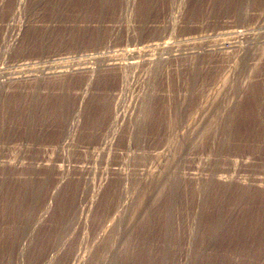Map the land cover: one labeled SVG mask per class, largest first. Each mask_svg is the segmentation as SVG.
I'll use <instances>...</instances> for the list:
<instances>
[{
    "label": "rangeland",
    "instance_id": "374dc122",
    "mask_svg": "<svg viewBox=\"0 0 264 264\" xmlns=\"http://www.w3.org/2000/svg\"><path fill=\"white\" fill-rule=\"evenodd\" d=\"M90 1L81 0L75 5L74 3L64 4L62 6L64 9L59 7L56 14L50 12V15L44 5L35 2V0H0V86L4 85L7 88L3 95L8 98L16 93H26L27 90V92L30 91L29 94L34 92L38 95V100L42 99L41 101L44 102L40 106L32 107L30 113L32 118L28 117L30 123L26 121L28 125L26 122L19 123L10 120L4 109L5 101L0 103L2 112H0V124L7 123L5 129L8 132L0 131V165H6V163L11 166L15 165L14 168L12 167L15 169L11 179L10 187H12L9 191H4V195L7 194L5 197L8 206L7 204H5L6 206L0 205V209H3L0 220L4 218L2 220L4 222L1 221V223L8 224V227L6 224L4 225V231H6L4 234L9 235L6 236V239L4 235L0 243L2 259L10 258L9 262L4 259L3 264H40L42 255H37L40 245L43 239L44 241L48 240V235L51 234L52 228H55L61 218V211L66 205V211L73 207L75 209L77 206L78 212H81L79 213V223L74 225L72 229L74 233H71L69 240L72 249L74 246V250H79L84 256L81 264H91V257L103 250L107 243L104 241L105 237L111 232V236L114 237L112 239L115 240L116 245L118 244L117 247L123 244V238L127 236L125 234L129 231L128 229L134 228L133 226H135L134 230L138 232H136L138 236L141 234L143 237L144 229L141 228H143L142 224L144 226L146 218H142L141 210L136 211L134 219L129 222L125 220L119 224L118 217L125 215L124 217L129 219L134 213L133 206L139 200L137 197H139L141 189L147 188L149 185L146 183H149L148 181L151 179L150 174L159 175L169 167H176L180 171L174 168L179 173L181 185L179 184L178 189H175V201L171 207L172 210L175 209V216L172 217V221H174L171 224L173 228L170 227L165 235H161L158 231L162 228L163 219L161 217L155 219L160 224L154 223L160 227L155 224L154 227L157 228L155 230L159 229L157 231L159 235L152 234L153 238L151 237L156 246L152 251L155 253L153 254L154 258L158 257L156 259L159 260L160 256L163 258L167 254L164 257L168 256L169 261L166 258L167 261L165 260L164 264H235L238 261L237 264H245L246 261L250 262L248 264H264V250H260L255 244L258 241L256 239L262 238L264 235L260 234L264 231L261 230L262 226H258L261 232H257L259 233L257 234L252 228L250 220L247 221L249 222L247 225V222L242 221L250 219L253 215H258L260 212L257 210L259 208L261 210L262 203H264V197L261 198L262 196L258 195L260 191L264 190V147H262L264 140L259 141L253 136H247V139L246 137H233L232 144L229 143L224 147L219 145L226 129L225 122L234 115H232L233 108L237 104L239 106V104L249 103L252 100L249 89L254 85L259 86L258 92H256L258 97L260 96V102L257 101V105L260 114L263 113L262 124L254 126L255 123L253 124L251 120L247 122L241 120L240 111H236L240 117L238 119L235 114L236 116L233 117L237 121L229 125V128L233 129L231 131L239 127L250 128L249 130L253 131L260 127L264 133V106H261V104L264 105V0H202L199 5H196L199 0H158L156 1L157 5L155 4L153 8L143 9L145 13L141 11L142 2L145 3V0H104L103 11L95 7L99 0ZM73 5L74 8H72ZM95 10L99 11L98 14ZM53 17H56V20ZM35 23L37 26L45 25L52 26V28L56 26L54 27L55 31H57L56 29L60 31V28L70 30L75 27L78 29L77 27L80 26L79 31L85 34H78V31L73 36L79 42H75L76 40H72L71 36L60 33V36L63 35L60 37L59 33H53L47 37L48 39L45 38L48 41H44L42 49H33L32 52L30 51L31 53L20 50L24 45L22 41L27 40L28 36L26 35L30 34V28H33ZM95 29L96 31H94ZM233 30L241 31V33H235ZM162 45H167V47ZM14 47L15 49H13ZM20 51L22 52L20 53ZM110 60L111 62H109ZM133 61L136 62L133 64ZM109 63L117 64L109 65ZM81 66H84L85 69ZM57 71L59 72L57 73ZM14 75L17 76L15 79ZM32 88L35 89L33 92ZM147 102H152L154 107L160 105L157 108L158 110L161 108L159 112L162 116L164 114L157 127L151 126L152 123L150 124L151 121L146 116V110L149 111ZM20 110L24 111V107H20ZM175 110H177V114ZM7 117L9 121H7ZM143 119L146 122L148 120L149 125L148 122L145 125L146 127L148 125L147 128L150 132L147 131L142 135L139 130L141 126L145 127L141 124ZM27 129H31V132L36 130L35 133H30V131L26 132ZM38 129L40 133H37ZM66 132H69V136L67 135L69 138H67ZM25 134L27 138H25ZM30 134L31 136H29ZM146 134H148L147 137H145ZM44 175L48 177L46 178ZM146 175L148 177L145 179ZM34 176L35 179L41 181L40 189H37L38 192L37 190L35 192L28 191L31 193L30 195L28 192L21 191L22 184L20 183L25 180H34ZM42 177L44 178L42 179ZM14 178H17L16 183ZM213 179L216 184L212 183ZM20 180L21 182H19ZM115 180L118 185L119 180L121 181L118 186V190H120L118 199L119 197L120 200L123 199L122 204L125 202L123 205L125 211L115 215L114 218L117 220L114 221L115 223L113 222L114 224L110 225L107 222L109 229L107 228V233H103L105 236L102 234L101 236L96 216L101 210L102 200L106 191L109 190L108 186L111 187L116 182ZM208 180L217 190L221 184H224L222 186L225 188V193H223L225 196L222 197L224 200L218 206V210L210 204L214 197H211L213 187L209 189L210 186L208 191L204 190L203 184H206ZM244 186L252 187L251 191L255 188L250 192L252 195L241 193L243 197L237 196L236 194L246 189ZM226 189H228L227 193ZM153 192L154 187L150 192L148 190L147 194L150 196ZM35 193H38V196ZM13 194L18 197L16 198ZM68 194L71 195L68 196ZM208 196L210 201H208ZM260 198L263 199V202ZM257 199L258 201H256ZM147 203L151 202L147 201ZM22 205L23 207H21ZM205 206L207 207L205 208ZM210 207L216 210L214 209L213 212ZM29 209L32 211L30 212ZM224 209H228L227 212L232 213L227 215ZM216 211L220 212L221 215H218L222 216L224 221L221 222L225 225H222L224 227L220 226L223 230H218L215 237L212 232L208 235L211 229L210 227L208 229L207 225L213 219ZM242 213H244L243 216H241ZM245 213H249V215ZM18 217L21 220H18ZM233 218L234 221L231 222ZM117 222L119 227L117 225L115 228ZM234 223L243 227L242 230L239 228L240 231L238 230L237 233L231 232L230 229L235 225ZM249 224L251 226H248ZM206 228L210 231L208 232ZM246 230L247 236L242 235ZM238 232H240V236ZM137 234L134 233L132 238H129V241L133 243L127 240L123 245L124 249L130 246L138 247L139 244H136L143 242L142 237L136 236ZM233 235L237 237L233 238ZM238 236L240 239H244L250 253L248 251L246 255L239 253L240 239ZM246 237L248 240L245 239ZM171 242H174L175 245ZM198 249L199 252H196ZM200 249H202L201 252ZM258 251L260 252L259 256ZM156 254L159 255L156 256ZM139 255L141 254H137L136 258H140ZM195 255L199 257L197 258ZM190 257L194 260L191 261ZM195 258L197 259L195 260ZM240 258L242 262H245L242 263ZM140 259H138V264H140L139 262L144 264V260ZM58 260L59 258L54 260V264ZM135 263L137 264V262ZM158 263L156 262V264ZM126 264L132 263L126 262Z\"/></svg>",
    "mask_w": 264,
    "mask_h": 264
},
{
    "label": "bare ground",
    "instance_id": "6f19581e",
    "mask_svg": "<svg viewBox=\"0 0 264 264\" xmlns=\"http://www.w3.org/2000/svg\"><path fill=\"white\" fill-rule=\"evenodd\" d=\"M88 1H90V0H88ZM92 1V0H91ZM90 1V2H91ZM96 1V0H95ZM144 1V0H143ZM156 1H158V0H145V3H143L142 2V5H143V8H142V6H141V8H142V10H141V8H140V10L141 11H144L143 9H149V8H153L154 7V5L156 4ZM200 1H202V0H199L198 2H197V4L196 5H199V3H200ZM2 2V1H1ZM35 2H37V3H42L43 5H44V8H45V10L46 11H48L49 13L51 12L52 14H56V12L58 11V8L60 7V8H62V9H64L62 6L64 5V4H68V3H74V5H75V3H77V2H81V0H35ZM82 2H84V1H82ZM86 2V1H85ZM84 2V3H85ZM113 2V1H112ZM211 2V1H210ZM222 2V1H221ZM96 3V2H95ZM104 3V0H99V3L98 4H96L95 5V7H97V8H99V9H101L102 10V7H103V4ZM232 3H233V1H232ZM79 4V3H78ZM115 4V3H114ZM160 4V3H159ZM220 4V3H219ZM227 4H229V3H227ZM235 4V3H234ZM74 5L72 6V8H74ZM80 5V4H79ZM82 5V4H81ZM88 5H93V4H88ZM117 5V4H116ZM157 5V4H156ZM236 5V4H235ZM240 5V4H239ZM243 5V4H242ZM42 6V5H41ZM69 6H70V4H69ZM159 6V5H158ZM71 7V6H70ZM80 7V6H79ZM83 7V6H82ZM112 7V6H111ZM164 7V6H163ZM197 7V6H196ZM200 7V6H199ZM17 8H18V6H17ZM20 8V7H19ZM35 8V7H34ZM38 8V7H37ZM41 8V7H40ZM43 8V7H42ZM86 8V7H85ZM90 8V7H89ZM113 8V7H112ZM156 8V7H155ZM154 8V9H155ZM213 8V7H212ZM218 8V7H217ZM227 8V7H226ZM237 8H239V7H237ZM67 9H68V7H67ZM91 9V8H90ZM89 9V10H90ZM201 9V8H200ZM33 10H35V9H33ZM37 10V9H36ZM35 10V11H36ZM44 10V9H43ZM44 10V12H46ZM66 10V9H65ZM82 10V9H81ZM85 10H87V9H85ZM111 10V9H110ZM139 10V9H138ZM157 10V9H156ZM16 11V10H15ZM39 11V10H38ZM61 11V10H60ZM78 11V10H77ZM88 11V10H87ZM96 11V10H95ZM94 11V12H95ZM103 11V10H102ZM155 11V10H154ZM163 11V10H162ZM230 11V10H229ZM86 12V11H85ZM97 12V11H96ZM96 12H95V15H96ZM99 12V11H98ZM98 12H97V14H98ZM113 12V11H112ZM148 12V11H147ZM149 12H150V10H149ZM152 12H153V10H152ZM43 13V12H42ZM51 13H50V15H51ZM58 13H60V12H58ZM62 13V12H61ZM60 13V14H61ZM89 13H91V12H89ZM114 13V12H113ZM144 13H145V11H144ZM144 13H142V14H144ZM173 13V12H172ZM198 13V12H197ZM48 14V13H47ZM87 14V13H86ZM44 15V14H43ZM40 16V15H39ZM57 16H59V15H57ZM66 16V15H65ZM97 16V15H96ZM140 16H141V14H140ZM145 16V15H144ZM10 17V16H9ZM33 17H34V15H33ZM46 17H47V15H46ZM46 17H44V18H46ZM49 17V16H48ZM51 17V16H50ZM63 17V16H62ZM151 17V16H150ZM198 17V16H197ZM54 18V17H53ZM56 18V17H55ZM54 18V19H55ZM59 18H61V17H59ZM69 18V17H68ZM120 18V17H119ZM141 18V17H140ZM174 18V17H173ZM47 19V18H46ZM51 19H52V17H51ZM53 19V20H54ZM63 19V18H62ZM61 19V20H62ZM170 19V18H169ZM12 20V19H11ZM38 20V19H37ZM56 20V19H55ZM54 20V21H55ZM71 20V19H70ZM73 20V19H72ZM93 20V19H92ZM46 21H48V20H46ZM52 21V20H51ZM60 21V20H59ZM58 21V22H59ZM85 21V20H84ZM147 21V20H146ZM169 21V20H168ZM61 22V21H60ZM173 22V21H172ZM176 22V21H175ZM48 23V22H47ZM56 23V22H55ZM65 23V22H64ZM174 23V22H173ZM145 24V23H144ZM15 25V24H14ZM64 25V24H63ZM66 25V24H65ZM33 26V25H32ZM51 26V25H50ZM114 26V25H113ZM18 27V26H17ZM54 27H56V26H54ZM54 27L52 28V26L51 27H49V26H37L36 25V23L34 24V27L32 28H30L31 30L29 31L30 32V36L29 35H26V36H28V38H26L27 40L24 42V40L22 41L23 43H24V45H22L21 47L22 48H20V50H23V51H28V53L31 51V50H33V49H39V48H41V47H44V41H46L48 38L47 37H50L51 35H53V33H59V35L58 36H60V33H63V35H68V36H71L70 38H72V40L74 39V36L73 35H76V33L79 31V29H80V26H78L77 28L78 29H76L74 26V28L72 29L71 27V31L68 29H61L60 28V31H58V29H56L57 31H55V29H54ZM61 27H62V25H61ZM66 28H67V26H66ZM88 28V27H87ZM87 28H84V29H87ZM14 30V29H13ZM81 30H83V29H81ZM98 30V29H97ZM83 31H85V30H83ZM94 31H96V29L94 30ZM103 31H105V30H103ZM150 31V30H149ZM101 32V31H100ZM233 32H235V33H241V31H238V30H233ZM80 33H82V32H78V34H80ZM84 33V32H83ZM82 33V34H83ZM87 33V32H86ZM92 33V32H91ZM90 33V34H91ZM81 34V35H82ZM85 34V33H84ZM95 34H96V32H95ZM98 34V33H97ZM63 35H61L60 37H62ZM91 35H93V34H91ZM67 36V37H68ZM78 36V35H77ZM83 36V35H82ZM104 36H105V32H104ZM55 37H56V35H55ZM65 37V36H64ZM87 37V36H86ZM91 37V36H90ZM93 37H94V35H93ZM96 37V36H95ZM101 37V36H100ZM45 38H47V39H45ZM69 38V37H68ZM83 38H84V36H83ZM92 38V37H91ZM91 38H90V40H91ZM55 39V38H54ZM61 40V39H60ZM71 40V41H72ZM76 40V41H75ZM78 39H74V41L75 42H79V41H77ZM81 40H82V38H81ZM87 40V39H86ZM103 40V39H102ZM6 41V40H5ZM48 41V40H47ZM58 41V40H57ZM97 41V40H96ZM18 42V41H17ZM59 42V41H58ZM74 42V43H75ZM3 43V42H2ZM5 43V42H4ZM8 43V42H7ZM11 43V42H10ZM73 43V42H72ZM73 43V44H74ZM82 43H83V41H82ZM97 43V42H96ZM164 43V42H163ZM163 43H161V44H163ZM53 44V43H52ZM56 44H58V43H56ZM62 44V43H61ZM72 44V45H73ZM166 44V43H165ZM222 44V43H221ZM3 45V44H2ZM7 45V44H6ZM49 45H50V41H49ZM71 45V46H72ZM8 46V45H7ZM59 46V45H58ZM162 46H166L167 47V45H162ZM198 46V45H197ZM64 47H66V46H64ZM68 47V46H67ZM191 47V46H190ZM211 47V46H210ZM46 48V47H45ZM177 48V47H176ZM182 48V47H181ZM193 48V47H192ZM205 48V47H204ZM212 48V47H211ZM236 48V47H235ZM13 49H15V47L13 48ZM42 49V48H41ZM56 49V48H55ZM201 49V48H200ZM208 49H209V47H208ZM208 49H206V50H208ZM194 50V49H193ZM197 50V49H196ZM205 50V49H204ZM205 50V51H206ZM195 51V50H194ZM22 51H20V53H21ZM32 52V51H31ZM30 52V53H31ZM38 52V51H37ZM47 52V51H46ZM190 52V51H189ZM192 52V51H191ZM196 52V51H195ZM27 53V52H26ZM173 53V52H172ZM23 54V53H22ZM134 54V53H133ZM203 54V53H202ZM90 55V54H89ZM88 55V56H89ZM193 55H194V53H193ZM94 56V55H93ZM92 56V57H93ZM202 56V55H201ZM206 56V55H205ZM95 57V56H94ZM97 57V56H96ZM210 57V56H209ZM100 58V57H99ZM166 58V57H165ZM86 59V58H85ZM115 59V58H114ZM52 60V59H51ZM109 60V59H108ZM105 61V60H104ZM109 62H111V60L109 61ZM116 62V61H115ZM136 61H133L132 63L134 64ZM28 63V62H27ZM27 63H25V64H27ZM103 63V62H102ZM121 63V62H120ZM131 63V64H132ZM24 64V63H23ZM107 64V63H106ZM115 65V64H117V63H109V65ZM103 65V64H102ZM104 65H105V63H104ZM122 65V64H121ZM81 67H83L84 68V66H81ZM107 67H108V65H107ZM111 67V66H110ZM113 67V66H112ZM79 68V70H80V67H78ZM103 68V67H102ZM54 69H56V68H54ZM64 69V68H63ZM82 69V68H81ZM85 69V68H84ZM83 69V70H84ZM29 70V69H28ZM86 70H89V68H86ZM32 71V70H31ZM54 71V70H53ZM264 71V70H263ZM45 72V71H44ZM59 71H57V73H58ZM62 72V71H61ZM60 72V73H61ZM81 72V71H80ZM53 73H55V72H53ZM65 73V72H64ZM199 73V72H198ZM15 74V73H14ZM27 74V73H26ZM30 74V73H29ZM74 74V73H73ZM78 74V73H77ZM91 74V73H90ZM5 75V74H4ZM8 75V74H7ZM42 75V74H41ZM15 76V75H14ZM29 76V75H28ZM31 76V75H30ZM258 76V75H257ZM5 77V76H4ZM7 77V76H6ZM11 77V76H10ZM17 76H15L14 77V79L16 78ZM87 77V76H86ZM30 78V77H29ZM12 79V78H11ZM112 79V78H111ZM18 80V79H17ZM32 80V79H31ZM92 80V79H91ZM200 80V79H199ZM207 80V79H206ZM9 81H11V80H9ZM16 81V80H15ZM189 82H191V81H189ZM4 83V82H3ZM7 83V82H6ZM259 83V82H258ZM5 84V83H4ZM23 84V83H22ZM195 84V83H194ZM2 85V84H1ZM250 85V84H249ZM13 86V85H12ZM16 86V85H15ZM17 86H19V85H17ZM28 86V85H27ZM40 86V85H39ZM43 86V85H42ZM92 86V85H91ZM30 87V86H29ZM35 87V86H34ZM86 87V86H85ZM104 87V86H103ZM187 87V86H186ZM259 86L258 85H254V86H251L250 87V89H249V91H250V93L249 94H251V99L252 100H250V102L249 103H242L241 105L239 104V106H238V104L233 108V113H232V115L235 117L237 114L236 113H238V112H236V111H240V113H239V115H241L242 116V118H240L241 120H244V121H248V120H251V122L254 124V126L256 125H259V124H262L261 122H262V119L261 118H263V117H261L262 116V114L263 113H261L260 114V109H259V111H258V105H257V101L258 102H260L259 101V99H260V96L258 97V91H257V88H258ZM61 88V87H60ZM7 88H6V86H4V85H2V86H0V103H2L3 101H5V106H4V109L6 110V113L8 114V117L10 118V120H13L14 122L15 121H18L19 123H24V122H26V121H28L29 123H30V119L28 118V117H30V113H31V111H32V109L33 108H35L37 105L38 106H40L41 105V103L43 102V101H41V100H38L39 99V97H38V95H36L33 91L35 90V89H33L32 90V92L33 93H31V94H29V92H27V90H26V93H20V94H15V95H13V96H11V97H8V98H6V95H3V94H5V92L7 91L6 90ZM37 89V88H36ZM113 89V88H112ZM187 89V88H186ZM260 89V88H259ZM6 90V91H5ZM15 90V89H14ZM23 90V89H22ZM120 90V89H119ZM262 90V89H261ZM9 91V90H8ZM16 91V90H15ZM21 91V90H20ZM38 91V90H37ZM86 91V90H85ZM257 91V92H256ZM14 92V91H13ZM18 92V91H17ZM246 92V91H245ZM261 92V91H260ZM263 93V92H262ZM38 94V93H37ZM257 94V95H256ZM82 95V94H81ZM38 97V98H37ZM248 97V96H247ZM82 98V97H81ZM109 98V97H108ZM183 98V97H182ZM44 99V98H43ZM67 99V98H66ZM184 99V98H183ZM248 99V98H247ZM150 100V99H149ZM148 100V101H149ZM151 100H152V97H151ZM156 100V99H155ZM160 100V99H159ZM172 100V99H171ZM247 101H249V100H247ZM47 102V101H46ZM169 102V101H168ZM262 102V101H261ZM44 103V102H43ZM147 103H149V102H147ZM184 103V102H183ZM22 104H23V106H22ZM158 104V103H157ZM259 104V103H258ZM264 104V103H263ZM1 105V104H0ZM2 105H4V104H2ZM36 105V106H35ZM59 105V104H58ZM180 105V104H179ZM34 106V107H33ZM157 106L158 105H155V107H154V104L152 105V102L151 103H149V111L148 110H146V113H147V118H149L150 119V124L152 123V125L151 126H156L157 127V125L159 126V124H160V122H161V120H162V117L164 116V114H163V116L161 115V113L159 112V110L161 109H159L158 110V108H159V106H158V108H157ZM260 106V105H259ZM261 106H264V105H262L261 104ZM20 107H24V111L22 110H20ZM33 107V108H32ZM51 107V106H50ZM55 107V106H54ZM38 108V107H37ZM55 108H57V107H55ZM83 108V107H82ZM165 108V107H164ZM1 109H3V107L1 106ZM114 109V108H113ZM116 109V108H115ZM147 109H148V107H147ZM177 109V108H176ZM262 109V108H261ZM36 110V109H35ZM43 110V109H42ZM110 110V109H109ZM231 110V109H230ZM38 111V110H37ZM81 111V110H80ZM105 111V110H104ZM148 111V112H147ZM176 111V114H177V110H175ZM1 112V111H0ZM3 112H4V110H3ZM39 112V111H38ZM47 112H48V109H47ZM166 112V111H165ZM263 112V111H262ZM2 113V112H1ZM36 113V112H35ZM145 113V114H146ZM164 113V112H163ZM4 114V113H3ZM2 114V115H3ZM34 114V113H33ZM179 114V113H178ZM236 114V115H235ZM5 115V114H4ZM3 115V116H4ZM36 115V114H35ZM38 115V114H37ZM6 116V115H5ZM92 116V115H91ZM96 116V115H95ZM116 116V115H115ZM231 117V119H229V121L227 120L225 123H226V129L224 130V132H223V136H222V138H221V141L219 142V145L221 146V147H224V146H226V145H229V143L230 144H232L231 143V140L233 139V137L234 138H239V137H242V138H244V137H246V139H247V136H253L254 138H258V140L259 141H262V140H264V133H263V130H261V128L260 127H258V128H256L255 130H249V129H246V128H243L242 129V127H239V128H237V129H234V131H231V130H233L232 128H229V125H232L233 123H235L237 120H235V118L234 117ZM8 117H7V121H9L8 120ZM34 117V116H33ZM43 117V116H42ZM174 117V116H173ZM237 117H238V115H237ZM240 117V116H239ZM239 117H238V119H239ZM4 118V117H3ZM30 118H32V116L30 117ZM45 118H46V116H45ZM44 118V119H45ZM76 118V117H75ZM100 118V117H99ZM146 117H145V119H147ZM1 119V118H0ZM6 119V118H5ZM43 119V120H44ZM101 119V118H100ZM145 119H143V122L141 123V124H143V125H145L147 122H148V120H147V122L145 121ZM4 120V119H3ZM32 120V119H31ZM41 120V119H40ZM106 120V119H105ZM111 120V119H110ZM6 121V122H7ZM12 121V122H13ZM22 121V122H21ZM42 121V120H41ZM66 121V120H65ZM75 121V120H74ZM101 121V120H100ZM107 121V120H106ZM171 121V120H170ZM11 122V123H12ZM28 122H26V125H28ZM40 122V121H39ZM92 122V121H91ZM176 122V121H175ZM174 122V123H175ZM189 122V121H188ZM243 122V121H242ZM4 123H5V121H4ZM113 123V122H112ZM14 124V123H13ZM31 124H32V121H31ZM37 124V123H36ZM111 124V123H110ZM163 124V123H162ZM161 124V125H162ZM239 124V123H238ZM241 124V123H240ZM7 125V123H5V125L4 124H0V131H6L7 129H5V126ZM21 125V124H20ZM74 125V124H73ZM88 125V124H87ZM92 125V124H91ZM139 125H140V123H139ZM148 125H149V122H148ZM148 125H147V127H148ZM235 125V124H234ZM233 125V126H234ZM8 126H9V124H8ZM18 126V125H17ZM39 126V125H38ZM94 126V125H93ZM141 126V125H140ZM250 126V125H249ZM253 126V127H254ZM263 126V125H262ZM30 127V126H29ZM32 127V126H31ZM36 127V126H35ZM146 127V125H145V127L144 126H141L140 127V134L142 133V135L143 134H145L147 131L148 132H150L148 129L149 128H147ZM21 128V127H20ZM20 128H18V129H20ZM22 128H23V126H22ZM26 129V128H25ZM24 129V130H25ZM153 129V128H152ZM263 129V128H262ZM9 130V129H8ZM12 130V129H11ZM31 129H27L26 130V132L27 131H30ZM36 130V129H35ZM34 130V131H35ZM151 130V129H150ZM154 130V129H153ZM16 131V130H15ZM34 131H32V132H34ZM110 131V130H109ZM139 131H138V133H139ZM3 132V133H4ZM7 132V131H6ZM21 132H22V130H21ZM31 131H30V133H32ZM39 132V129H38V131H37V133ZM44 132V131H43ZM70 132V131H69ZM69 132H66L65 134H66V136L68 135L69 136ZM153 132V131H152ZM255 132V133H254ZM8 133V132H7ZM35 133V132H34ZM40 133V132H39ZM42 133V132H41ZM64 133V132H63ZM100 133H101V131H100ZM103 133V132H102ZM158 133V132H157ZM6 134V133H5ZM10 134V133H9ZM12 134V133H11ZM15 134V133H14ZM22 134H23V132H22ZM27 134V133H26ZM26 134H25V136H26ZM29 134V133H28ZM1 135H2V133H1ZM6 135H8V134H6ZM33 135V134H32ZM36 135V134H35ZM35 135H33V136H35ZM38 135V134H37ZM42 135V134H41ZM147 135L148 134H146V136L145 137H147ZM11 136V135H10ZM19 136H21L20 134H19ZM29 136H31V134L29 135ZM33 136H32V138H33ZM39 137H40V135H38ZM48 136V135H47ZM55 136H56V134H55ZM67 136V138H69ZM42 137V136H41ZM71 137V136H70ZM139 137H141V136H139ZM144 137V138H145ZM149 137V136H148ZM156 137H157V134H156ZM16 138H17V136H16ZM25 138H27V136L25 137ZM36 138V137H35ZM58 138V137H57ZM63 138H65V135H63ZM17 139H19V138H17ZM39 139V138H38ZM38 139H35V140H38ZM62 139V138H61ZM253 139V138H252ZM8 140V139H7ZM12 140V139H11ZM33 140V139H32ZM62 140H64V139H62ZM140 140V139H139ZM235 140V139H234ZM257 140V139H256ZM102 142V141H101ZM19 143V142H18ZM61 143V142H60ZM66 143V142H65ZM258 143V142H257ZM263 143V142H262ZM34 144V143H33ZM70 144V143H69ZM68 144V145H69ZM72 144V143H71ZM259 144H261L260 142H259ZM29 145V144H28ZM12 147V146H11ZM191 147V146H190ZM243 147V146H242ZM257 147H260V146H257ZM262 147H264V145H262ZM17 148V147H16ZM102 148H103V146H102ZM36 149V148H35ZM39 149V148H38ZM101 149V148H100ZM8 150V149H7ZM263 150V149H262ZM29 153H30V151H29ZM3 160V159H2ZM1 160V161H2ZM7 160V159H6ZM10 162V161H9ZM47 165V164H46ZM176 165V164H175ZM13 166H15V165H13ZM13 166H11V164H8V163H6V165L4 164H2V166L0 165V205L2 206H6L5 204H7V206H8V201H7V198L5 197V195H7V194H5L4 195V193L6 192V191H9V189L12 187H10V185H12V183H11V179L13 178L12 176L14 175V170L15 169H13L14 167ZM24 166V165H23ZM36 166V165H35ZM48 166V165H47ZM177 166V165H176ZM13 167V168H12ZM49 167V166H48ZM60 167V166H59ZM34 168V167H33ZM44 169H46V167H43ZM42 168V169H43ZM61 168V167H60ZM170 168V167H169ZM166 168L165 170H163V172H160V174L159 175H154V174H150L151 176V179L148 181L149 183H146V184H149V185H147V188H142L141 189V191H140V194H139V197H137L139 200H137L136 201V205H135V203H134V206H133V210H134V213L132 214V216L128 219V217H124L125 215H123V216H120V217H118V219H119V224L120 223H122L123 221H132V219H134V216H135V214H136V211H140L141 210V212H142V218H146L145 220H144V226H143V224H142V222H141V224H142V227L143 228H141V229H144L143 230V237L141 236V234H139V236H141L142 237V240H143V242L142 243H137L136 244V242H134L136 245H138V247L137 246H128L129 248H127V249H124L125 247H123V245L127 242V240H128V242H131V243H133L132 241H129L130 239L129 238H132V236L134 235V233L135 234H137L136 232H135V226H133L134 228H130V229H128L129 231L127 232V234H125V235H127L126 237H124L123 238V244H121L120 246H118L117 247V245L115 244V240H113L114 239V237H112L111 236V233H109V235H106L107 237H105V242H107L106 244H105V247L103 248V250H100L101 252H98V253H96L93 257H91V259L92 260H90L91 261V264H126V262H131L132 264H133V261H135V262H137V264H138V259L139 260H141L140 258H142V260H144L143 262H145L144 264H156V262H159L158 264H164V262H165V260H166V258H167V260H168V256L165 258L164 256H166L167 254H165L164 256H163V258H162V256H160L161 258H159V260L158 259H156V258H158V257H156V258H154V256H153V254H155L154 252L152 253V251L154 250V248L156 247L155 246V244H154V242L151 240V237L153 236V235H155V234H158V233H161V235H165L166 233H167V231L170 229V227H172L171 226V224H172V222L174 221H172V217H173V215L175 216V209L174 210H172L171 209V207L173 206L172 205V203H173V201H175L174 199H175V196H174V193H175V189H178L177 188V186L180 184V176H179V173H178V169L176 168V167H174V168H176V169H174V168ZM36 169H38V168H36ZM35 169V170H36ZM41 169V168H40ZM29 171V170H28ZM45 171V170H44ZM47 171V170H46ZM60 171V170H59ZM17 172V171H16ZM35 172V171H34ZM180 172V171H179ZM38 173V172H37ZM42 173V172H41ZM55 173V172H54ZM27 174V173H26ZM29 174H30V172H29ZM43 174V173H42ZM47 174H48V172H47ZM51 174V173H50ZM147 174V173H146ZM18 175H19V173H18ZM143 175V174H142ZM187 175V174H186ZM16 176H17V174H16ZM16 176H14V177H16ZM28 176V175H27ZM36 176H39V175H36ZM45 176V175H44ZM68 176V175H67ZM183 176V175H182ZM46 177V176H45ZM48 177V176H47ZM46 177V178H47ZM65 177V176H64ZM143 177V176H142ZM146 177H148V175H146L145 176V179H146ZM149 177V178H150ZM18 178H19V176H18ZM25 178H27V177H25ZM31 178L33 179V177L31 176ZM36 177L34 176V180H31L30 178V180H23L24 182L22 183L21 182V180L19 181V182H21L20 184H22V186H20L21 187V191H23L24 193L25 192H35L37 189L39 190L40 188V180H38V179H35ZM39 178V177H38ZM41 178V177H40ZM44 177H42V179H43ZM45 178V179H46ZM50 178V177H49ZM149 178H147V179H149ZM183 178V177H182ZM191 178V177H190ZM17 179V178H16ZM16 179L14 178L13 180H15V183L17 182L16 181ZM28 179V178H27ZM60 179V178H59ZM58 179V180H59ZM222 179V178H221ZM227 180V179H226ZM47 181V180H46ZM116 181V180H115ZM146 181V180H145ZM45 182V181H44ZM72 182V181H71ZM182 182H184V181H182ZM47 183V182H46ZM69 183V182H68ZM120 183H121V181L119 180V185H120ZM212 183H215L214 182V179H213V182ZM219 183V182H218ZM14 184V183H13ZM19 184V185H20ZM43 184V183H42ZM59 184V183H58ZM216 184V183H215ZM220 184V183H219ZM17 185V184H16ZM18 185V186H19ZM65 185V184H64ZM109 185V184H108ZM118 183H117V181L116 182H114L113 184H112V186L111 187H109L108 186V188H109V190L108 191H106V194L104 195V198H103V200H102V203H101V210H100V212L97 214V218H96V222L98 221L99 223H98V226H97V224H96V226L98 227V229H100L99 230V233H100V235L102 234V235H104L103 233H107V228H108V226H109V224H107V222H109L110 223V225H111V223H113L114 221L116 222V220H115V218L114 217H116L115 215L117 214V215H119L120 213H124V211H125V207L123 206L124 205V203L122 204V200H120L121 198L119 197V199H118V192L120 191V190H118L119 188H118ZM145 185V184H144ZM181 185V184H180ZM183 185V184H182ZM204 186V190H206V191H208L209 189H211L212 187H213V184H211V182L208 180L207 182H206V184L204 183L203 184ZM222 185H224V184H221L220 186H218V187H220L219 188V190H217V189H215L214 187H213V189H215L214 191H213V189H212V193H214V194H212L211 193V197L212 196H214V197H212V200H211V202H210V204H212L211 206L212 207H216L217 208V210H218V206H220V204H221V202H222V200H224V198H222V197H224L225 196V194H223V193H225L224 192V187L222 186ZM251 185V184H250ZM14 186H15V184H14ZM73 186V185H72ZM211 186V187H210ZM215 186V185H214ZM256 186V185H255ZM45 187V186H44ZM57 187V186H56ZM74 187V186H73ZM142 187V186H141ZM152 187H154V192H153V194H150V196L147 194L148 193V190H149V192L151 191V189H152ZM210 187V188H209ZM216 187V186H215ZM55 188V187H54ZM64 188V187H63ZM62 188V189H63ZM68 189L70 188V187H67ZM209 188V189H208ZM240 188H242L243 189V187H240ZM244 188H246L245 190H242L239 194H236L237 196L239 195H241V193H244V194H248V195H252V193H250V192H252V191H254L255 190V188H253L254 190H252L251 191V188L252 187H250V186H248V187H245L244 186ZM15 189H17V188H15ZM41 189H42V186H41ZM52 189V188H51ZM75 189V188H74ZM136 189V188H135ZM234 189V188H233ZM14 190V189H13ZM38 190H37V192H38ZM43 190V189H42ZM57 190V189H56ZM72 190V189H71ZM185 190V189H184ZM227 190L228 189H226L225 191H226V193H227ZM231 190V189H230ZM235 190H238V189H235ZM260 190H262V189H260ZM5 191V192H4ZM12 191V190H11ZM54 191H55V189H54ZM54 191L52 192L53 194H54ZM66 191V190H65ZM73 191V190H72ZM239 191H240V189H239ZM18 192V191H17ZM28 192V193H29ZM57 192V191H56ZM71 192V191H70ZM76 192H78V191H76ZM136 192V191H135ZM230 192V191H229ZM8 193V192H7ZM15 193H16V191H15ZM18 193H20V192H18ZM40 193V192H39ZM49 193V192H48ZM72 193V192H71ZM138 193V192H137ZM234 193V192H233ZM237 193V192H236ZM255 193V192H254ZM258 193V192H257ZM256 193V194H257ZM30 195H31V193H29ZM36 194V193H35ZM34 194V195H35ZM38 194V193H37ZM36 194V195H37ZM261 194V195H260ZM14 195V194H13ZM12 195V196H13ZM16 195V194H15ZM14 195V196H15ZM20 195H21V193H20ZM23 195V194H22ZM71 194H68V196H70ZM80 195V194H79ZM137 195V194H136ZM164 195V196H163ZM259 196H262L261 198H263L264 197V190H262V191H260L259 192V194H258ZM257 195V196H258ZM10 196V195H9ZM12 196H10V197H12ZM28 195H27V193H26V197H27ZM38 196V195H37ZM57 196V195H56ZM55 196V197H56ZM62 196V195H61ZM66 196V195H65ZM74 196V195H73ZM122 196V195H121ZM125 196V195H124ZM226 196H227V194H226ZM242 196V195H241ZM255 196V195H254ZM258 196V197H259ZM16 197V196H15ZM18 197V196H17ZM16 197V198H17ZM25 197V198H26ZM33 198L35 197V196H32ZM127 197V196H126ZM243 197V196H242ZM241 197V198H242ZM20 198H22V197H20ZM59 198V197H58ZM78 198V197H77ZM123 198V197H122ZM210 197L208 196V199H209ZM238 198V197H237ZM240 198V199H241ZM260 198V199H261ZM27 199V198H26ZM65 199V198H64ZM66 199H67V196H66ZM70 199H71V197H70ZM125 199V198H124ZM127 199V198H126ZM264 199V198H263ZM263 199H261L262 200V202H263ZM10 200V199H9ZM31 200V199H30ZM82 200V199H81ZM235 200H236V198H235ZM247 200H248V198H247ZM11 201V200H10ZM14 201V200H13ZM12 201V202H13ZM21 201V200H20ZM19 201V202H20ZM36 201V200H35ZM69 201V200H68ZM72 201V200H71ZM122 201V202H121ZM147 201L149 202H151L150 204H148L147 203ZM208 201H210V199L208 200ZM207 201V202H208ZM234 201V200H233ZM256 201H258V199L256 200ZM260 201V200H259ZM16 202V201H15ZM28 202H30L29 200H28ZM27 202V203H28ZM66 202V201H65ZM73 202V201H72ZM92 202V201H91ZM22 203V202H21ZM34 203V202H33ZM59 203V202H58ZM62 203V202H61ZM70 203V202H69ZM177 203V202H176ZM11 204H13V203H11ZM19 204V203H18ZM36 204V203H35ZM67 204V203H66ZM90 204V203H89ZM147 204V205H146ZM242 204V203H241ZM10 205V204H9ZM21 205V204H20ZM19 205V206H20ZM24 205V204H23ZM23 205L21 206V207H23ZM31 205V204H30ZM33 205V204H32ZM63 205V204H62ZM61 205V206H62ZM69 205V204H68ZM72 205V204H71ZM74 205V204H73ZM230 205V204H229ZM236 205V204H235ZM262 207H261V210H260V208H259V210H257V211H259L260 213L258 214V215H253L252 217H250V219L248 218V219H246V220H242V221H245V222H247L248 220H250L251 221V225H253L252 226V228L255 230V232L257 233V232H261V230H264V203H262ZM14 206H15V204H14ZM28 206H29V204H28ZM27 206V207H28ZM208 206V205H207ZM207 206H205V208L207 207ZM228 206V205H227ZM26 207V206H25ZM66 207H67V205L66 206H64L63 207V209H62V211H61V218L59 219L60 220V222H59V220H58V223H57V221H56V226H55V228L53 227L52 228V230H51V234L50 233H48V234H50V235H48V237H47V241H44V239H43V242H42V244L40 245V248H39V252L37 253V255L38 254H41L42 255V257H40L42 260L40 261L41 263L40 264H54V260H56V259H58L59 258V260L55 263V264H81V262H82V259H83V255L81 254V252L79 251V250H77V249H75L74 250V246H73V249H72V246L70 245V242H69V240H70V236L74 233L73 231H72V229L74 228V225L77 223H79V213H81V212H78L79 210H78V207L77 206H75V209H73V208H71V210L69 209L68 211H66ZM203 207V206H202ZM225 207V206H224ZM241 207V206H240ZM13 208V207H12ZM30 208V207H29ZM34 208V207H33ZM223 208V207H222ZM243 208V207H242ZM247 208V207H246ZM253 208V207H252ZM15 209V208H14ZM30 209H32V208H30ZM30 209H29V211H30ZM73 209V210H72ZM210 209H212V211L214 212V209L213 208H211L210 207ZM209 209V210H210ZM1 210L3 211V209H0V218H1V216H2V213H1ZM7 210V209H6ZM9 210V209H8ZM10 210H11V207H10ZM13 210V209H12ZM179 210V209H178ZM178 210H176L177 211V213H178ZM207 211H208V209H206ZM216 210V209H215ZM220 210H222V209H220ZM226 209H224V211H225ZM228 210V209H227ZM227 210L225 211V212H227ZM233 210H234V208H233ZM246 210V209H245ZM249 210V209H248ZM248 210H247V212H248ZM254 210V209H253ZM5 211V210H4ZM15 211V210H14ZM17 211V210H16ZM32 211V210H31ZM30 211V212H31ZM232 211V210H231ZM239 211H240V209H239ZM242 211V210H241ZM244 211V210H243ZM242 211V212H243ZM255 211H256V209H255ZM256 211V212H257ZM210 212V211H209ZM213 212H211V213H213ZM246 212V211H245ZM255 212V213H256ZM7 213V212H6ZM9 213V212H8ZM23 213V212H22ZM40 213V212H39ZM139 213V212H138ZM228 213H232V212H227L226 214L228 215ZM250 213V212H249ZM249 213L248 214H246V215H249ZM258 213V212H257ZM34 214V213H33ZM208 214V213H207ZM218 214H220V212L218 213V211H216V214L215 215H213V219H211V221H209L208 223V229H209V227H210V229H211V231L209 232L208 231V229L206 228V230L209 232V234L208 235H210V233L212 232V234L214 233V236H215V233H217V231L218 230H220V229H222L221 227H224V226H222V225H225V224H223L221 221H224V219L222 218V216L220 217V215H218ZM238 214V213H237ZM243 214L244 213H242V215L241 216H243ZM253 213H252V211H251V215H252ZM43 215H44V213H43ZM245 215V216H246ZM12 216V215H11ZM10 216V217H11ZM30 216V215H29ZM128 216V215H127ZM130 216V215H129ZM223 216H224V213H223ZM244 216V217H245ZM6 217V216H5ZM12 217H14V215L12 216ZM11 217V218H12ZM27 217V216H26ZM38 217V216H37ZM56 218H57V216H55ZM156 217H161V219H163V224H162V228L160 229V231H158V233H157V231L155 230V229H157L156 227H154L155 226V224L156 223H154V222H158V221H156L155 219H156ZM207 217V216H206ZM211 217H212V215H211ZM231 217V216H230ZM246 217H248V216H246ZM8 218V217H7ZM10 218V219H11ZM29 218V217H28ZM39 218H40V216H39ZM55 218V220H57ZM21 220V218H19L18 217V220ZM30 219V218H29ZM54 219V218H53ZM81 219V218H80ZM160 219V220H161ZM187 219V218H186ZM210 219V218H209ZM236 220H237V217L235 218ZM244 219V218H243ZM2 220H4V218L2 219ZM2 220H0V243H1V241L3 240V237H4V235L6 234V231H4V225L6 224H3V223H1V221ZM17 220V219H16ZM17 220V221H18ZM40 220V219H39ZM82 220V219H81ZM95 220V219H94ZM157 220H159L158 218H157ZM225 220H226V218H225ZM36 221H38V220H36ZM44 221V220H43ZM180 221V220H179ZM182 221V220H181ZM228 221L230 222V219L228 218ZM232 221H234V218H233V220H231V222ZM241 221V222H242ZM2 222H4V221H2ZM6 222V221H5ZM39 222V221H38ZM114 222V223H115ZM118 222H117V224L115 225V228H116V226L117 227H119V224H118ZM140 222V221H139ZM185 222V221H184ZM239 222V221H238ZM238 222H236L237 224H239ZM9 223V222H8ZM14 223V222H13ZM20 223V222H19ZM22 223H23V220H22ZM37 223V222H36ZM52 223V222H51ZM113 223V224H114ZM159 223V222H158ZM175 223V222H174ZM222 223V224H221ZM228 223V222H227ZM243 224H245L244 222H242ZM249 222H247L246 223V225L248 224ZM45 224V223H44ZM53 224V223H52ZM54 224H55V222H54ZM83 224V223H82ZM112 224V225H113ZM127 224V223H126ZM160 224V223H159ZM235 224V223H234ZM237 224H235L234 226H232L231 227V229L230 230H232L231 232H236L237 233V231L239 230V228H240V230H242L241 228H243V227H239V225H237ZM248 225V226H251V225ZM7 225V227H8V224H6ZM10 225H11V223H10ZM21 225V224H20ZM19 225V226H20ZM135 225V224H134ZM157 225V224H156ZM189 225V224H188ZM206 225V224H205ZM262 226V228H261V230L259 231V227L258 226ZM12 226V225H11ZM18 226V227H19ZM33 226V225H32ZM48 226V225H47ZM158 226V225H157ZM175 226V225H174ZM177 226V225H176ZM206 226V227H207ZM221 226V227H220ZM241 226V225H240ZM248 226H246V227H248ZM6 227V226H5ZM14 228H16V226H13ZM94 227V226H93ZM111 227V226H110ZM158 227H160V225L158 226ZM230 227V226H229ZM26 228V227H25ZM128 228V227H127ZM173 228V227H172ZM12 229V228H11ZM38 229V228H37ZM51 229V228H50ZM94 229V228H93ZM109 229V228H108ZM113 229V228H112ZM179 229V228H178ZM226 229H228V228H226ZM247 229V228H246ZM18 230V229H17ZM138 230V229H137ZM175 230V229H174ZM202 230V229H201ZM223 230V229H222ZM221 230V231H222ZM239 230V231H240ZM245 230V229H244ZM248 230V229H247ZM247 230H246V232H245V234H243L242 233V235H246L247 236ZM252 230V229H251ZM8 231H10L9 229H8ZM12 231V230H11ZM48 231V230H47ZM50 231V230H49ZM106 231V232H105ZM154 231V232H153ZM193 231V230H192ZM199 231V230H198ZM220 231V232H221ZM224 231H225V229H224ZM249 231V230H248ZM14 232V231H13ZM115 232V231H114ZM204 232V231H203ZM207 232V233H208ZM223 232V231H222ZM228 232V231H227ZM226 232V233H227ZM243 232V231H242ZM251 232V231H250ZM253 232V231H252ZM255 232H253V233H255ZM5 233V234H4ZM8 233V232H7ZM15 233V232H14ZM72 233V234H71ZM178 233V232H177ZM225 233V234H226ZM230 233V232H229ZM239 233V236H240V232H238ZM253 233H251V234H253ZM259 233H257V234H259ZM9 234V233H8ZM11 234V233H10ZM41 234V233H40ZM43 234H45V233H43ZM153 234V235H152ZM201 234H202V232H201ZM212 234H211V236H212ZM231 234V233H230ZM260 234H264V231H263V233H260ZM47 235V234H46ZM101 235V236H102ZM117 235V234H116ZM159 235V234H158ZM221 235H222V233H221ZM254 235V234H253ZM252 235V236H253ZM262 235H260V236H262ZM6 236H9V235H5V239L7 238ZM40 236V235H39ZM105 236V235H104ZM124 236V235H123ZM136 236H138V234L136 235ZM138 236V237H139ZM156 236V235H155ZM174 236V235H173ZM197 236V235H196ZM211 236H209V237H211ZM217 236V235H216ZM215 236V237H216ZM239 236H238V238H239ZM251 236V235H250ZM250 236H248V237H250ZM259 236V237H260ZM43 237V236H42ZM203 237V236H202ZM208 237V236H207ZM208 237V238H209ZM213 237V236H212ZM236 238L237 236H234L233 235V238ZM243 237V236H242ZM254 237V236H253ZM257 237V236H256ZM13 238V237H12ZM28 238V237H27ZM113 238V239H112ZM135 238V240H136V237H134ZM153 238V237H152ZM205 238V237H204ZM207 238V239H208ZM222 238V237H221ZM258 238V237H257ZM4 239V240H5ZM14 239V238H13ZM12 239V240H13ZM72 239V238H71ZM116 239V238H115ZM156 239V238H155ZM219 239V238H218ZM240 239V238H239ZM238 239V240H239ZM245 239H247V237L245 238ZM256 239V238H255ZM73 240V239H72ZM138 240V239H137ZM141 240V241H142ZM162 240V239H161ZM160 240V241H161ZM179 241H180V239H178ZM197 240V239H196ZM248 240V239H247ZM256 240H258V241H256V245H257V247L260 249V250H264V235L262 236V238H258V239H256ZM40 241V240H39ZM74 241V240H73ZM103 241V240H102ZM155 241V240H154ZM204 241V240H203ZM10 242V241H9ZM86 242V241H85ZM90 242V241H89ZM104 242V243H105ZM121 242V243H122ZM253 242V241H252ZM14 243V242H13ZM75 243V242H74ZM157 243V242H156ZM168 243V242H167ZM172 243H174V242H171V244ZM6 245H8L7 243H5ZM103 244V243H102ZM161 244V243H160ZM170 244V245H171ZM223 244V243H222ZM1 245H3V244H1ZM104 245V244H103ZM116 245V246H115ZM133 245V244H132ZM141 245V246H140ZM158 245V244H157ZM174 245H175V243H174ZM178 245V244H177ZM255 245V246H256ZM13 246V245H12ZM79 246V245H78ZM172 246V245H171ZM231 246V245H230ZM238 246V245H237ZM1 247H3V246H1ZM5 247V246H4ZM38 247V246H37ZM175 247V246H174ZM207 247V246H206ZM247 245H246V243L244 242V239H240V241H239V247H238V250H239V253L241 252L242 253V255L244 254V255H246V253H247ZM9 248V247H8ZM102 248V247H101ZM138 248V249H137ZM164 248H166V247H164ZM163 248V249H164ZM214 248V247H213ZM230 248V247H229ZM250 248V247H249ZM162 249V248H161ZM205 249V248H204ZM255 249V248H254ZM258 249V250H259ZM2 250V249H1ZM38 250V249H37ZM82 250V249H81ZM195 250V249H194ZM201 250L202 249H200V252H201ZM236 250V249H235ZM256 250V249H255ZM26 251V250H25ZM34 251V250H33ZM204 251V250H203ZM202 251V253H204ZM230 251H232V250H230ZM250 251V250H249ZM248 251V252H249ZM253 251V250H252ZM196 252H199V249H198V251H196ZM259 252V251H258ZM262 252V251H261ZM9 253V252H8ZM34 253V252H33ZM188 253V252H187ZM225 253V252H224ZM250 253V252H249ZM1 254L2 253H0V264H3L5 261L6 262H9V259L10 258H3L2 259V257H1ZM137 254H141V255H139V257L140 258H136L137 256ZM198 255H200L199 253H197ZM238 254V253H237ZM259 254H260V252L258 253V256H259ZM262 254H263V252H262ZM35 255V254H34ZM41 255H39V256H41ZM159 255V254H158ZM157 254H156V256H158ZM169 255V254H168ZM198 255H195V256H197V258L199 257ZM239 255V254H238ZM248 256H249V254H247ZM256 255H257V253H256ZM264 255V254H263ZM192 256V255H191ZM195 256H193V257H195ZM205 256V255H204ZM234 256H236V255H234ZM257 256V257H258ZM8 257H9V255H8ZM34 257V256H33ZM90 257V256H89ZM173 257V256H172ZM211 257V256H210ZM238 257V256H237ZM236 257V258H237ZM240 257V256H239ZM253 257H254V255H253ZM256 257V256H255ZM32 258V257H31ZM191 258V261L192 260H194V259H192V257H190ZM197 258H195V260L197 259ZM201 258H202V255H201ZM200 258V259H201ZM5 259V261L3 262V260ZM177 259V258H176ZM199 259V260H200ZM218 259V258H217ZM221 259V258H220ZM259 259V258H258ZM166 260V261H167ZM180 260V259H179ZM240 260H241V258H240ZM248 260V259H247ZM263 260V259H262ZM84 261H86V260H84ZM169 261V260H168ZM214 261H216V260H214ZM213 261V262H214ZM229 261V260H228ZM243 261H244V259H243ZM253 261V260H252ZM259 261V260H258ZM13 262V261H12ZM134 262V264H136ZM173 262V261H172ZM236 262H237V260H236ZM239 262V261H238ZM237 262V263H238ZM241 262H242V260H241ZM245 262V261H244ZM244 262H242V263H244ZM249 262V261H248ZM248 262L246 261V263L245 264H248ZM140 264H142L141 262H139ZM190 263V262H189ZM237 263H235V264H237ZM250 263V262H249ZM261 263V262H260ZM176 264V263H175ZM195 264V263H194ZM208 264V263H207ZM222 264H224V263H222ZM231 264V263H230Z\"/></svg>",
    "mask_w": 264,
    "mask_h": 264
}]
</instances>
